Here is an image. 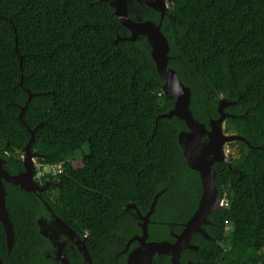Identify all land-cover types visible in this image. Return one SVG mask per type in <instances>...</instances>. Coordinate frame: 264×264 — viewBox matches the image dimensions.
I'll return each instance as SVG.
<instances>
[{
    "label": "trees",
    "instance_id": "1",
    "mask_svg": "<svg viewBox=\"0 0 264 264\" xmlns=\"http://www.w3.org/2000/svg\"><path fill=\"white\" fill-rule=\"evenodd\" d=\"M99 1L0 0V156L23 169L20 154L31 135L19 115L30 90L35 95L23 119L38 127L32 150L40 162L63 165L58 177L39 181L57 184L44 197L81 239L87 235L94 264L108 259L130 203L145 213L165 189L153 219L175 222L180 231L202 193L178 142L184 122L156 125L174 102L148 47L142 40L118 41L130 31ZM168 1L171 18L163 19L162 31L170 67L192 91L195 118L208 125L219 117L221 97H240L226 109L237 116L227 120L226 131L251 145L235 143L231 166H214L229 204L210 216L215 242L208 243L206 261L264 264V0ZM142 8L143 19L160 22L159 13ZM6 189L16 243L9 252L0 223L5 264H48L40 201L15 185ZM159 225L152 236H169L166 224Z\"/></svg>",
    "mask_w": 264,
    "mask_h": 264
},
{
    "label": "water",
    "instance_id": "2",
    "mask_svg": "<svg viewBox=\"0 0 264 264\" xmlns=\"http://www.w3.org/2000/svg\"><path fill=\"white\" fill-rule=\"evenodd\" d=\"M140 4H146L161 15V20L156 23L150 19H143L140 15L141 10L137 9L134 15L129 13V0H100V3L108 4L113 10L114 15L120 23L130 31L129 37H118L120 40L136 42L144 41L148 47L151 57L155 63L156 70L164 81V93L173 100L174 107L164 114H159L156 119V125L160 119L174 120L184 122L186 129L182 130L178 136V142L182 148L183 155L186 158L190 169L196 171L201 180L202 194L197 210L186 224L184 230L176 235V241L171 242H152L147 244L148 221L154 213L159 193L151 206L150 211L142 219L144 236L142 238L143 246L132 255V262H141L142 264H151L153 256L168 255L173 264H179L181 253L186 249H197L192 244L195 234H205L202 226L208 224V216L217 213L223 206V200L216 186L217 172L214 169L215 163H225L231 166V158L227 156L225 147L249 141L237 133H228L226 131V122L230 118L237 116L226 112V109L239 104L240 97L236 101H227L224 97L219 100V117L210 121L208 125L197 120L191 109L192 91L179 78L178 72L170 67V43L162 31V21L165 17L171 18L170 4L168 0H138ZM18 51V50H17ZM22 59V57H21ZM20 86L23 87L21 81ZM28 100L22 107L19 115L31 138L25 147L23 169L11 168V163L0 156V223L3 226L6 244L9 252L13 250L16 243V232L10 216L7 205V184L15 185L24 193H32L40 201L43 210L38 215V226L40 233L48 240V247L44 248L42 255L48 264H69V251L65 253L68 247L76 249L79 255L77 264H94L91 253L87 247L86 239L71 228L65 220L51 207L45 199L44 194L49 187H57V184L47 182L40 184L35 179V165L39 155L32 150L36 140L35 129H31L24 121L23 115L35 95L30 90ZM247 115L245 118L247 119ZM258 149H262L259 147ZM0 264L5 261L0 253Z\"/></svg>",
    "mask_w": 264,
    "mask_h": 264
},
{
    "label": "flooded vegetation",
    "instance_id": "3",
    "mask_svg": "<svg viewBox=\"0 0 264 264\" xmlns=\"http://www.w3.org/2000/svg\"><path fill=\"white\" fill-rule=\"evenodd\" d=\"M128 5H129L128 6L129 13L133 14V15L135 14L134 11H136L137 9H140L144 6L148 7L146 4H140V2L138 0H129ZM145 9L146 8H142V10H145ZM233 145L234 144L229 145V148L233 147ZM48 190L49 189H47V191ZM164 192H165V189L160 191L159 193H161V195H162V194H164ZM160 196H159V198H160ZM155 197H154V199H155ZM200 199H201V197H200ZM222 200L223 201L225 200L223 202L222 207H227L229 204L228 200L223 199V198H222ZM199 202H200V200H199ZM225 203H227V205H225ZM151 206H150L149 210L145 213H143L139 209V207L136 203H130L125 208V213L123 215L124 219L122 222V231H120V233L116 237V240L113 242V245L111 247V253L108 256V259L103 261V263H101V264H142L141 262H132L131 257H132V255L135 254V252H137L143 246V242H142V238L144 236L143 224L145 223V221L142 218L147 215V213L151 209ZM155 211H156V209L154 210V213H155ZM154 213L150 216V220L148 221V227H147L148 237L146 238V241H145L147 244H150L152 242H164V241L174 243L176 241V235H179L180 233H182L186 224L188 223V221L191 219V217L193 216V214L195 212L192 214V216L185 223L178 224L180 226H183L180 231L174 230L175 225H177L175 222L160 221L157 223L156 221H154V219H153ZM210 216L211 215L208 216V224H205L202 226V229L205 230L206 235L201 234V233H197L193 237L192 244L194 246H196L197 249H186V250H184L181 253L179 264H221V263L216 262V260L215 259L213 260L212 258L209 261H206L207 256H206L205 252L208 249L212 250V248H213V247H209L208 243L215 242V239L210 235L209 230H208L209 227L211 228V227L216 226L210 220ZM159 224H166V226L169 229V236H167L165 238L160 237V236H152V228L155 227L156 225H159ZM159 226H164V225H159ZM217 227H218V225H217ZM155 237H158V238H155ZM82 239L83 240L87 239V235H84L82 237ZM223 244H224V242H223ZM225 246L228 247L227 245H225ZM67 251H69V253H70L69 257H68L69 264H77V260L79 259V255L77 253H75L77 250L76 249L73 250L72 248L68 247L67 250L65 251V253ZM43 263H44V261H43ZM58 264H62V263H58ZM151 264H173V263H172L170 256L155 254L153 256V260H152Z\"/></svg>",
    "mask_w": 264,
    "mask_h": 264
},
{
    "label": "built area",
    "instance_id": "4",
    "mask_svg": "<svg viewBox=\"0 0 264 264\" xmlns=\"http://www.w3.org/2000/svg\"><path fill=\"white\" fill-rule=\"evenodd\" d=\"M63 169L62 163L59 164H48L46 162L36 161L35 165V179L40 181L46 176L58 177ZM225 201V200H224ZM227 205V203H225Z\"/></svg>",
    "mask_w": 264,
    "mask_h": 264
},
{
    "label": "rangeland",
    "instance_id": "5",
    "mask_svg": "<svg viewBox=\"0 0 264 264\" xmlns=\"http://www.w3.org/2000/svg\"><path fill=\"white\" fill-rule=\"evenodd\" d=\"M235 148H236V146H233V147H230L229 148V146H227V147H225V150H226V153H227V156L228 157H233V155H235L236 154V152H235ZM20 157H21V159H23V157H24V154L22 153V154H20ZM40 162V161H39ZM75 165L77 166V167H79V166H81V159H77L76 161H75ZM227 238H229V241L226 243V245L227 246H229L230 245V243H231V239H232V237H231V235H227L226 236Z\"/></svg>",
    "mask_w": 264,
    "mask_h": 264
}]
</instances>
